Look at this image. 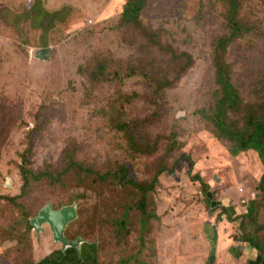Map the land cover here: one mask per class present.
I'll use <instances>...</instances> for the list:
<instances>
[{
  "label": "rangeland",
  "instance_id": "rangeland-1",
  "mask_svg": "<svg viewBox=\"0 0 264 264\" xmlns=\"http://www.w3.org/2000/svg\"><path fill=\"white\" fill-rule=\"evenodd\" d=\"M127 1L0 0V196L17 203L0 200V264L62 250L49 226L31 227L47 205L76 207L65 236L97 264H213L220 234L240 252L250 233L264 240V166L253 150L231 155L201 113L214 106L226 40L243 101L228 123L247 126L248 110L264 117V0L238 10L232 0H146L141 29L121 23ZM123 166L138 183L159 173L147 198L155 218L137 207L141 191L121 185ZM248 198L253 218L242 216Z\"/></svg>",
  "mask_w": 264,
  "mask_h": 264
},
{
  "label": "trees",
  "instance_id": "trees-1",
  "mask_svg": "<svg viewBox=\"0 0 264 264\" xmlns=\"http://www.w3.org/2000/svg\"><path fill=\"white\" fill-rule=\"evenodd\" d=\"M232 2L234 4V10H238L240 4L239 0H232ZM145 3L146 0H128L127 4L124 7L123 14L120 17L121 23L134 29H141V16L143 10L145 9ZM233 15H235V12L233 13ZM232 21L235 23V29L239 30L240 28L235 22V18L232 19ZM230 42L231 41L222 40L219 43L217 49L218 55L214 63L215 83L217 86L216 91L214 93V106L209 111L203 110L201 113L204 117H206L207 120H212L214 122V125L216 127V134L218 135V137L227 141L230 144L229 152L231 155L237 156L243 152L253 150L258 154L260 161L264 166V117H259L255 112H252L253 110H248L250 113L248 117L247 126L239 128L238 126H234L232 123H228L231 113L240 111L243 105L240 91L233 83L232 68L226 62L225 59L228 49L230 47ZM103 69L105 68L103 67ZM63 155L69 156L64 157L66 159H69L67 162L69 168L77 167L76 163L72 159L73 156L69 154L67 150L64 151ZM179 161L180 160H178V162ZM165 171L166 170L163 169L160 172L163 173ZM120 172L122 174V186H131L142 192L143 197L137 207L142 210L143 215L147 219L155 218L156 215H151L148 212L147 198L148 193L155 189L159 173L156 175V178L152 183L145 184L138 183L134 180L127 178L128 170L124 166L120 169ZM34 178L39 180L40 176H34ZM24 179L26 186L29 184V180L26 177ZM258 188L261 192H264V174L260 180ZM207 196H209L208 193ZM0 200H8L10 203L17 205L15 199L13 198H6L0 196ZM207 200L209 201L210 198ZM249 203L250 199L248 200L247 204L243 206L245 207V212L242 214V216L245 218H253L255 214L254 203H252L251 206H249ZM223 214H227L228 219H231L232 217V213L229 209H226ZM121 223L125 225L126 221L123 219L122 221H120V224ZM245 240L249 242L250 245L258 252L257 257L255 260L252 261V264H264V240L262 239L258 242L254 235L251 233L249 238H245ZM57 254L61 256L58 262L49 263V259L45 258L37 264H66L67 259H69L70 256L74 258L75 264H93L89 260L88 256L85 257V255H82V253H78L77 250L74 248H68L65 251L58 250ZM94 264L97 263L95 262Z\"/></svg>",
  "mask_w": 264,
  "mask_h": 264
},
{
  "label": "water",
  "instance_id": "water-1",
  "mask_svg": "<svg viewBox=\"0 0 264 264\" xmlns=\"http://www.w3.org/2000/svg\"><path fill=\"white\" fill-rule=\"evenodd\" d=\"M77 217L75 206H67L59 210H54L51 205H47L32 219L31 226L37 234L43 230V227L46 225L49 226L53 234L54 242L60 243L63 251L68 248H74L80 253L79 247L84 245L83 240L77 238L73 241L65 236L66 228Z\"/></svg>",
  "mask_w": 264,
  "mask_h": 264
},
{
  "label": "crops",
  "instance_id": "crops-1",
  "mask_svg": "<svg viewBox=\"0 0 264 264\" xmlns=\"http://www.w3.org/2000/svg\"><path fill=\"white\" fill-rule=\"evenodd\" d=\"M34 6H35V8H38L39 2H36ZM36 29H40V28H36ZM39 36H41V35H38L37 37H39ZM40 44L45 45V43H41V42H40ZM42 55H44V54H42L39 50L38 56L42 57ZM31 62H32V60H31ZM235 243H237V242H235L233 238L226 237V236H223L220 234V237L218 239V249L216 252L210 253L208 260L212 259L213 264H217V263H215V261L217 262V260H219V263H220L221 259L219 257L222 256L225 261H227L228 263H231V264H248L249 257H251V255H255V256L257 255V252H252V254H248L247 242L244 243L245 248L242 247L241 252L238 251L239 246H237ZM36 248H38V246H36ZM250 249H253L254 251L256 250L254 248H250ZM84 255H85V257L88 256L91 263H93V264L95 263L96 255H94V256L90 255L89 252H86V254H84ZM35 256L36 257H35L34 264L39 263L40 261H42L45 258L49 259V263L58 262V260L61 257L59 254L55 253L53 251V249L51 247H49L48 245H47V247H42L41 250L37 251ZM70 258L69 259L71 261V264L74 263V260L72 261V259H73L72 256H70ZM228 258H229V260H228ZM203 264H206V262H203Z\"/></svg>",
  "mask_w": 264,
  "mask_h": 264
},
{
  "label": "built area",
  "instance_id": "built-area-1",
  "mask_svg": "<svg viewBox=\"0 0 264 264\" xmlns=\"http://www.w3.org/2000/svg\"><path fill=\"white\" fill-rule=\"evenodd\" d=\"M249 199H250V198H248V199H242V200H241V204H242L243 206H245V205L247 204V202H248Z\"/></svg>",
  "mask_w": 264,
  "mask_h": 264
}]
</instances>
